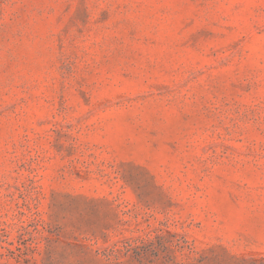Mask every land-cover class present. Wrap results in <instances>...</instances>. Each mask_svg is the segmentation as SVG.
<instances>
[{"label": "rangeland", "instance_id": "1", "mask_svg": "<svg viewBox=\"0 0 264 264\" xmlns=\"http://www.w3.org/2000/svg\"><path fill=\"white\" fill-rule=\"evenodd\" d=\"M0 264H264V0H0Z\"/></svg>", "mask_w": 264, "mask_h": 264}]
</instances>
